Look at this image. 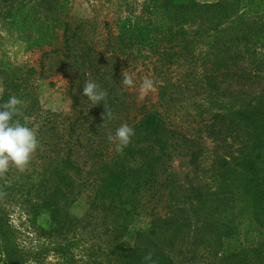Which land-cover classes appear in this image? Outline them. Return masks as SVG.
<instances>
[{
	"label": "trees",
	"instance_id": "trees-1",
	"mask_svg": "<svg viewBox=\"0 0 264 264\" xmlns=\"http://www.w3.org/2000/svg\"><path fill=\"white\" fill-rule=\"evenodd\" d=\"M65 3L0 0V15L17 23L31 45L47 44L43 56L74 60L82 43L92 62L96 14L75 17ZM141 7V15L114 19V46H144L158 55L167 71L158 85L159 109L145 110L122 153L107 159L104 147L92 148L97 159L87 168L76 160L87 150L79 111L66 118V135L52 149L30 158L23 171L12 166L0 175L1 264H176L178 253L193 264H264V243L232 249L226 242L244 221L264 234V100L226 101L225 94L239 92L220 85L233 77L245 82L243 60L264 48V0H143ZM183 62L186 69L170 78L172 66ZM31 74L34 69L4 61L1 101L29 98ZM64 75L75 112V79ZM183 99L185 106L179 105ZM23 114L18 121L25 124ZM225 137L239 142L236 155L221 159L210 181L185 187L169 171L176 156L197 167L202 141ZM17 198L38 241L31 250L17 243L18 231L9 223L6 208ZM76 206L82 214L72 212ZM140 217L147 218L144 225L137 223ZM122 235L132 245H124ZM49 252L54 263L46 261Z\"/></svg>",
	"mask_w": 264,
	"mask_h": 264
},
{
	"label": "rangeland",
	"instance_id": "rangeland-1",
	"mask_svg": "<svg viewBox=\"0 0 264 264\" xmlns=\"http://www.w3.org/2000/svg\"><path fill=\"white\" fill-rule=\"evenodd\" d=\"M200 2H214L216 0H197ZM258 1V0H257ZM65 3V0H64ZM143 0H69L65 5L75 17H88L96 14L97 27L91 28L90 38L97 41V50L92 52V62L82 54V43L78 44L74 60H63L60 57L43 56V51L49 49L48 45L33 46L26 40L25 33L17 23L8 16L0 15V65L8 61L12 68L27 67L34 69V74L28 76L27 86L31 91L29 98L25 99L21 112L13 117L18 121L20 115L30 101L36 100L31 109L23 114L25 124L37 132L38 148L30 158L44 149H52L60 139L66 135V118L75 117L81 111V134L87 150H82L76 155V160L87 168L93 160L97 159L91 153L92 148L104 147L105 158L111 157L115 150V142L109 140L116 129L123 124L132 127L143 115L146 109L158 105V85L160 78L167 72L165 66L158 61V55L149 51L144 46L121 45L120 50H115L114 42L118 35V26L114 22L117 17H125L129 13L134 17L141 15ZM106 20L109 25L103 23ZM60 31V30H59ZM61 32V31H60ZM50 40V39H48ZM53 41V40H52ZM111 43L112 46H108ZM113 43V44H112ZM84 62L83 64H80ZM242 68L247 75L246 80L240 78H227L222 82L221 90L227 85L237 95H230L224 100L234 103H253L262 105L264 100V48H259L256 53L246 57L242 62ZM188 66L173 65L167 75L178 78ZM240 69V61H239ZM66 71L75 79L73 93L79 96V105L75 112L71 108V99L68 95L70 80L64 75ZM125 77L133 80V86L122 85ZM145 78L154 81V87L144 93L141 91V83ZM89 81L97 83L100 90L106 93L102 103L94 105L82 95V89ZM3 91L2 77L0 76V105ZM260 98L259 100L257 98ZM188 104L187 99L179 101V105ZM184 112L181 111L176 115ZM60 137H57V136ZM51 137V138H50ZM47 139V141H46ZM204 150L199 158L197 167H194L185 156H176L169 163V171L175 174L177 181L183 185L208 182L219 167L221 159L229 161V156L236 155L239 142L232 137L224 139H204ZM12 167V165H10ZM18 198L14 203L7 205L9 223L18 231L17 243L26 249L36 247L38 241L32 229L29 217L19 205ZM83 207H74L72 212L82 214ZM146 217L137 219V223L144 225ZM259 228L249 221H244L239 226V231L229 243L230 248H242L264 243V234L259 235ZM124 245H132L133 241L122 235ZM53 252L46 255V261L54 263ZM176 264H193L184 258L183 254L175 255ZM1 264V262H0Z\"/></svg>",
	"mask_w": 264,
	"mask_h": 264
},
{
	"label": "clouds",
	"instance_id": "clouds-1",
	"mask_svg": "<svg viewBox=\"0 0 264 264\" xmlns=\"http://www.w3.org/2000/svg\"><path fill=\"white\" fill-rule=\"evenodd\" d=\"M133 83L130 77H125L122 81V85L126 87L133 86ZM153 87L154 81L150 78H145L141 83V91L144 93ZM82 95L94 105L102 103L106 97V93L93 81L85 84ZM23 103L18 97L11 96L0 105V175L7 173L10 165L23 171L38 148L37 132L13 119L20 114ZM134 134V128L123 124L116 129L113 136H109V140L115 142L116 152L122 153Z\"/></svg>",
	"mask_w": 264,
	"mask_h": 264
}]
</instances>
